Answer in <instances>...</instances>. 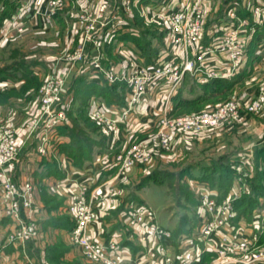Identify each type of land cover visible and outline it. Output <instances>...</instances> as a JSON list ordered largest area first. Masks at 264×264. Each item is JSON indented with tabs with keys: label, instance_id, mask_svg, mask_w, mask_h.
Here are the masks:
<instances>
[{
	"label": "rangeland",
	"instance_id": "374dc122",
	"mask_svg": "<svg viewBox=\"0 0 264 264\" xmlns=\"http://www.w3.org/2000/svg\"><path fill=\"white\" fill-rule=\"evenodd\" d=\"M18 1L20 5L17 10L12 12L11 17L2 21L0 25V75L5 73L8 76L6 79L7 81L5 77H2L4 81H0V142L2 141V136L6 129L12 128L16 133L20 145H22V143H25V145L33 143L34 146H36L34 138L35 132L32 133L27 125L30 121L34 119L37 120L42 116L44 110L43 99L46 94L55 95L61 93L63 96V106L67 114L66 123L69 122L71 112V118H75L73 114L74 109L80 104L77 99L78 94L74 88V84L76 85L75 77L77 78L82 72L80 69L81 63L85 59L88 63L95 59H99L103 66L106 67L113 62L118 65L121 71L120 74H122L123 65H125L130 56L133 55L132 53L125 54L123 50L127 48L133 50L132 52L136 50L127 45L118 47L117 45L123 44V41L119 40L117 36L129 30L132 24L138 23L143 29L160 28L166 31V49L171 51L169 46L177 47L175 42H169L167 40L171 31L168 22L146 18L143 13H152L153 10L151 11L150 8L145 10L144 5H146V3L142 6L139 0H131V2H128V0H61V5L59 3L56 4V0ZM148 1L149 0H146L149 6L150 2ZM207 1L210 2V8L206 9L205 7V14L211 11L212 13L223 12L225 15L229 13L230 8L236 5L235 3H237V7H239L240 10L243 9L246 14H252L253 3L256 1L261 3L264 2V0ZM178 2L179 3L175 5V2L171 3L166 0L162 4L156 3V5H151V8L157 10L164 8L165 11H170L173 7H175V9H186L187 4H191L193 0H178ZM103 5H106V7L104 10H101ZM26 6L28 7L25 8ZM6 9L7 7L4 5L0 6V13ZM110 10L122 13L123 16H121V19L125 24H128V26L124 30L120 29L115 35L110 36V34L104 32L102 38L96 40L95 37H91L90 35L92 25L93 23H99L100 14L105 15L106 12L109 13ZM17 14H20L21 20L18 22L23 23L22 29L12 21L13 17ZM30 14L31 17L33 15L35 18L32 22H26ZM208 18L209 17L205 20L204 35L201 40L202 43L206 38L207 26L211 25L213 22L211 21L210 24ZM226 21L228 24L230 23V19L227 18V16ZM263 39L264 35L259 36L257 40L259 42L252 41L250 46L258 44L264 47ZM132 44L137 49L133 42ZM127 50L130 51L129 49ZM248 50L247 48V53ZM247 59L248 57L246 56L245 62ZM21 61L32 62L30 68L38 75L37 78L29 81H25V79L16 81L20 72L11 69L4 71L9 65ZM107 81L110 82L108 79ZM119 81L127 83V102L129 106L130 84L127 80L116 79L110 83H117ZM183 82L184 80L182 83ZM95 100V98H92L89 101L90 106H93ZM229 100H238L240 105L244 108L243 115L239 120L232 123L224 122L221 125L209 127L201 130L198 134L177 130L173 138L174 146L172 150H165L158 146L149 160L135 161L125 174H119L120 169L116 166V174L111 177L114 180L111 181L109 179L105 182L106 190L104 197H102L100 193L95 200L94 204L97 206L98 218L101 212L107 209L108 205H114L116 200L120 199L124 193V188L118 183L117 179L128 175L133 169L135 170L134 173L137 175L129 184V188L131 189V191L130 189L129 191L132 193L134 191L137 192L136 190L138 189L141 179L143 180L154 172L162 171L169 175L171 174V186H169L167 182L159 183L151 180L138 191L139 200L155 209L160 224L174 229L176 225L180 223L182 215L187 212L191 215L195 203L198 202L199 204V184L191 178L188 171L191 169L194 175H198L201 172L198 167L203 157H218L236 150H242L243 153L248 150L254 152L257 145L264 142V54L263 61L257 67L251 68L246 75L242 76L231 87L223 91L222 94L213 99L202 101L201 103L181 107L177 110L172 109L170 110V114L174 116H183L196 114L204 110H215ZM256 101H258V103L254 105V108L249 109V106ZM138 102L130 104L132 105L131 109L136 107ZM57 107L59 108V105H57ZM89 114L90 118L82 116L77 119L80 121L84 120L85 123L83 125H91L92 127L89 129H99L100 135H106L107 142L110 137L115 136L117 130H112L110 126L94 118V116H92V111ZM159 114L154 117L152 128H155L156 121L160 116ZM140 139L133 142L124 150L128 151L131 147L136 145ZM22 153L24 155L23 147L20 146V157ZM21 164L22 163H18L16 166L10 164L6 165L4 167L6 174L11 176L12 180L18 185L26 187L28 183H32L34 186L33 198L35 201L36 198L39 197L48 208L50 207L49 205H51L52 208H56L57 201L61 199L53 196L54 193L47 190L48 187L44 184L42 179L33 177L32 169L28 163ZM192 164L195 167L190 168ZM197 165L198 167H196ZM4 183V178L0 177V195L5 215L12 220V224L14 225L15 220L7 213V207L2 198ZM244 184L245 183H238L234 178L226 198H229V196L233 194L231 191L235 190L236 196L234 197L236 198H231L230 196V201H234L235 203L237 199H241L244 193L248 192L251 187L249 180L246 185ZM96 188L98 191L102 189L98 186ZM116 188L121 191L115 192L114 189ZM260 208L264 210V195L260 196ZM133 209L134 207H131L130 211ZM22 215L26 217V212L24 210H22ZM59 215L63 217L66 216L65 214ZM53 217H55V215ZM182 223H184V220ZM130 229L136 234V228ZM251 229V227L248 228L250 232L252 231ZM262 234L257 248L245 257L208 255L206 256L207 258H202L200 264H264V241L261 240ZM46 235V232L44 231L42 233L41 230L37 238L39 239L38 246H35L32 250L29 248L30 252L32 251L37 260L34 263L32 261L28 262V264H98V262L96 263L86 255L82 247L83 253L79 256L69 257L67 254L72 250L73 246H78L72 242V240L71 242H67L62 238L56 237L54 242L44 244ZM6 236L7 234L0 239V253L4 251L7 252L9 244L15 245L13 242L7 243ZM136 237L141 241L137 234ZM37 239L33 240L36 241ZM16 243L19 244V242ZM26 244L27 242L20 243V245ZM29 249L26 250L29 251ZM60 249L62 254L58 255V250ZM22 253L24 252L22 251ZM47 253H49L50 256H48ZM15 261L17 262V260Z\"/></svg>",
	"mask_w": 264,
	"mask_h": 264
},
{
	"label": "built area",
	"instance_id": "2783aa9c",
	"mask_svg": "<svg viewBox=\"0 0 264 264\" xmlns=\"http://www.w3.org/2000/svg\"><path fill=\"white\" fill-rule=\"evenodd\" d=\"M207 0H193L187 4L186 9L171 8L170 11L152 9L151 2L139 0L144 9L150 8L152 13L144 12L150 20H163L168 22L170 33L167 40L175 42L177 47L166 49L153 64H145L138 53H132L125 65L122 74L116 63H110L104 67L99 59L88 63L85 59L80 66L82 71L92 69L96 73H104L106 78L113 82L116 79H125L130 84V104L138 102L142 94L150 88L166 87V105L160 112L155 129L141 138L136 145L128 151H120L115 154L114 164L120 169L119 174L127 173L135 161L149 160L159 146L165 150H172L173 138L177 130L189 131L198 134L201 130L212 126L221 125L224 122L232 123L239 120L244 108L238 100H229L215 110H204L192 115L174 116L170 114L171 98L175 95L184 80L186 74L197 75L202 83L217 78H228L237 74L245 63L247 48L254 41L253 37L264 26V2H254L252 14L242 13L239 7L234 5L226 15L230 23L223 28L216 39L202 45L205 26V3ZM62 1H55L60 4ZM131 2V0H128ZM149 2V1H148ZM162 4V3H160ZM61 5V4H60ZM26 6L25 8H27ZM103 5L101 10H104ZM107 9V8H106ZM122 13L109 11L100 14L99 23H93L91 37L96 40L102 38L103 33L115 35L120 29L124 30L128 24L121 19ZM20 14L15 15L12 21L22 29L23 23ZM122 20V22H121ZM248 32V34H247ZM261 33V32H260ZM118 35V34H116ZM196 52H198L196 54ZM208 53H218L226 56L229 67H206L201 64L203 57ZM197 55V57H195ZM7 77H5V80ZM0 81H4L0 77ZM7 81V80H6ZM92 116L100 122L117 130L122 120L123 113L118 114L112 109H102L93 102ZM249 106L253 109L254 105ZM125 110L131 109L130 105ZM59 105V108L57 107ZM62 106V107H60ZM44 110L39 119L28 123V127L34 133V150L42 157H47L59 149L64 142V134L61 127L67 121V114L63 106L61 93L55 95L46 94L43 99ZM247 108V105H246ZM20 146L14 129L7 128L0 142V177L4 178L2 189L3 202L7 207V213L13 217L15 224L7 234L6 242L25 243L37 239L41 232L39 219L35 216L36 201L33 198L34 186L28 183L26 187L18 185L11 176L6 174L4 167L8 164L16 166L21 163ZM231 168L235 172V181L246 183L254 173V152L248 150L234 155ZM199 184V219L185 238L194 245L182 251L169 252L167 241L173 239V230L158 222L157 213L150 205L139 203L129 211L126 222L128 227L136 228V234L142 242H147L153 236L159 243L161 253L160 264H200L207 253L231 257H245L257 248L260 236L264 232V210L259 208L254 212L253 221L242 222L234 225L236 209L234 201L235 190L231 192V198L219 199L218 191L207 181H197ZM242 185V184H240ZM120 192V189H114ZM100 191L92 187L90 182H84L80 186L79 194L72 198L65 209L70 214L73 227L70 230L72 242L81 246L86 255L98 264H126L122 245L117 240L102 241L97 239L91 231L92 224L98 218L97 206L94 204ZM235 200V199H233ZM26 212V217L22 215ZM252 228L251 232L248 228ZM1 241V240H0ZM180 249V248H179Z\"/></svg>",
	"mask_w": 264,
	"mask_h": 264
},
{
	"label": "crops",
	"instance_id": "0c3cea01",
	"mask_svg": "<svg viewBox=\"0 0 264 264\" xmlns=\"http://www.w3.org/2000/svg\"><path fill=\"white\" fill-rule=\"evenodd\" d=\"M150 1H154L156 3H163L166 0H149V2ZM168 2H175V5L179 3L178 0H168ZM205 4L206 9L210 8V2L206 1ZM241 12L245 13L243 9H241ZM30 17L28 16V20L26 22H32V20L35 18L33 15L31 18ZM207 17H209L208 20L210 24L211 21L213 22L211 25L207 26L206 38L202 43V45L204 46L212 42L213 39H216V37L223 32V28L228 24L226 21V15L223 12L212 13L211 11H209L205 14V20ZM260 32H258L257 34L255 33L256 36L253 37V40L257 43L259 42L257 41L259 36L264 35V30L262 31L261 29ZM122 43L123 44L117 46L122 47V45H127L128 47H133L136 50L135 52H132L133 50H130V48L126 47L130 51L124 49L123 51H125V54L138 52L132 42L123 41ZM250 44L247 53L248 59L246 60L245 65L240 69L238 73H242L246 70L248 72L249 70H251V68L257 67L263 61V45L261 47L258 44H254L255 46H250ZM197 53L198 52H196V54ZM195 57H197V55ZM201 64L206 67H229L226 56L218 53L206 54L203 57ZM192 76L194 75L188 73L180 88H183V90L188 91L191 83L189 81V78ZM92 79L96 81L101 80L99 76H94L92 77ZM19 80L23 79L17 77L16 81ZM165 88L166 87H161L160 90L158 86L150 88L146 93L141 95L138 104L132 109L125 110L122 107L114 105L113 109L117 111L118 114L123 113V117L120 121L117 133L115 134V136L109 138V141L105 147L98 148L95 151L93 158L87 160L82 167L76 166L74 164L73 159L60 150V147L63 143H68L71 140L70 136L66 134H64V142L59 145V149L55 153L47 157H42L37 152H35V147L33 143H29L28 145L22 143L24 155L23 153L21 154V165H23L24 163H28L32 169L33 177L42 179L44 181V184L48 187L47 190L54 193L53 196L61 199L60 201H63L60 205L56 206V208H52L50 205V207L48 208L47 205L45 206V204L39 197L36 198V210L34 211V214L41 223L42 233L45 231L47 234L46 239L44 240V244L54 242L56 237L62 238L67 242H71V228H68L66 226H56L53 224H49L48 221L54 215L55 217L60 216L59 214H65L71 219V216L67 212L65 207L72 198L79 194L80 186L84 182H90L92 187H101L102 189H100V193L102 197H104V193L106 190L105 182L109 179L111 181L114 180L111 177H113L117 171V167L114 164H111L114 161L115 153L126 149L133 142L145 137L148 132L155 129L152 128L155 119L154 117L158 115L162 111L163 107H165L166 105V93L164 90ZM170 107V110H172V102ZM233 152L234 155H237L238 152L241 153L243 151L236 150ZM203 158L200 161L199 167L198 165L196 166L200 169V171L201 162L206 159H210L211 157H206L204 159ZM45 159L49 161H55L57 163V173L48 172L49 170L45 168V165L43 163ZM193 167L195 166L192 164V167L190 168ZM134 171L135 170L133 169L129 172L128 175L117 179L118 183L123 186L124 193L120 197V199L116 200L114 205H108L107 209H104L101 212V215L98 220H96L92 224L91 231L92 234L99 240L119 241L122 245V251L126 259V264H160L161 253L159 251L158 241L153 236H151L149 238V241L145 243L141 242L136 237V234L133 233L132 229L128 227L126 222V218L128 212L130 211V208L134 207L139 203H143L138 198V191H140L146 185H138V189L136 190L137 192H130L131 189L129 188V184L132 182V180H134V177L137 175L136 173H134ZM190 173L194 175L191 169L188 171V174ZM200 173L198 175H200ZM191 178L196 182L201 180L205 181V179H200L198 177ZM141 180L139 184L141 183ZM178 225L179 224H177L176 227L172 229L173 234ZM12 228V220L5 215L4 206L2 204L0 195V239H2L3 236L8 234ZM190 232L191 231L183 232L179 234L178 237L174 236L172 240L167 241L169 249L168 251H182L183 249L189 248L194 245L192 241L185 239ZM38 241L39 239H37L36 241H27L26 245H28L29 247L26 245H20V243H15V245L9 244V246L7 247L8 251L0 253V264H28V262L31 261L33 263L36 262L37 258L32 253V251L30 252V249L32 250V248H34L35 246L37 247L39 244ZM26 249H29V251H27ZM22 251L24 253H22ZM81 253H83L82 248L78 245L73 246L72 250L67 255L69 257H74L79 256ZM15 260H17V262Z\"/></svg>",
	"mask_w": 264,
	"mask_h": 264
},
{
	"label": "trees",
	"instance_id": "16d2710c",
	"mask_svg": "<svg viewBox=\"0 0 264 264\" xmlns=\"http://www.w3.org/2000/svg\"><path fill=\"white\" fill-rule=\"evenodd\" d=\"M5 6L7 9L0 13V25L1 22L11 17V13L15 12L20 5L18 0H0V6ZM264 27V26H263ZM262 27V28H263ZM264 30V28H263ZM256 35H254L255 37ZM119 40L133 42L137 51L144 59L145 64H153L157 61L158 57L166 51V31L160 28H147L143 29L138 23L132 24L129 30L124 31L117 36ZM32 62L21 61L13 65H9L4 71L9 69L20 72L19 78L25 79V81L33 80L37 78V74L30 68ZM247 70L235 74L228 78H217L202 84L196 75L189 78L190 86L188 91L180 88L178 92L171 98L172 109H179L188 105H194L201 103L202 101L213 99L216 96L222 94L223 91L231 87L242 76L246 75ZM99 76L100 81L93 80L92 77ZM187 76V74H186ZM185 76V78H186ZM0 77H8L7 74L2 73ZM76 85L74 88L77 91V99L79 106L74 109L73 114L75 118L69 117V122L61 127V132L70 136L71 140L68 143H63L60 150L67 156L71 157L74 164L78 167H82L83 164L93 158L95 151L98 148L105 147L107 142L106 135H100L99 129L91 128V125H83L84 120L77 118L86 116L89 117V113L93 106H90L89 101L95 98L96 106L102 109H112L114 105L122 108L128 107L127 102V83L119 81L117 83H110L107 81L103 73H96L92 69L82 71L76 78ZM185 80V79H184ZM73 121V125H72ZM83 121V123H82ZM234 158V152H228L218 157H211L201 162V173L198 176L190 173L191 177H198L205 179L214 187L219 193V199L227 196L230 190L231 184L235 178V172L231 168V161ZM45 168L48 172H58V165L55 161L44 160ZM264 142L257 145L254 151V174L250 181V189L244 193L241 199L235 201L236 216L234 218V225L238 226L242 222L250 223L253 221L254 212L260 208V196L264 195ZM186 169V168H185ZM184 170V169H183ZM185 172V171H184ZM171 174L165 172H154L144 178L140 186L145 185L147 182L154 180L159 183L170 182ZM62 201H57L56 206L60 205ZM51 206V205H50ZM191 215L187 212L181 217V221L174 231V236L178 237L183 232H189L196 225L199 219L198 202L195 203V207L192 209ZM184 220V223H182ZM49 224L56 226H66L68 228L73 227V221L69 216H56L52 217ZM264 241V232L261 237ZM32 241V240H29ZM58 255L62 254L61 249L58 250ZM50 256L49 253H47ZM208 255H214L207 253L203 257L207 258Z\"/></svg>",
	"mask_w": 264,
	"mask_h": 264
}]
</instances>
